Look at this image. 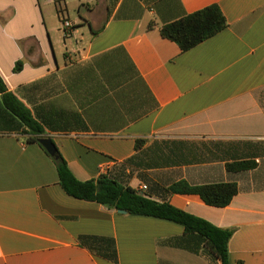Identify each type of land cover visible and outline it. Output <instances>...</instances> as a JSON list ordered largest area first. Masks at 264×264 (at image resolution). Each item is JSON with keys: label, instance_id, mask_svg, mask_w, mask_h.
<instances>
[{"label": "crops", "instance_id": "crops-1", "mask_svg": "<svg viewBox=\"0 0 264 264\" xmlns=\"http://www.w3.org/2000/svg\"><path fill=\"white\" fill-rule=\"evenodd\" d=\"M214 5L229 24L216 36L187 52L162 37ZM0 74L80 181L106 175L233 229L229 264H264V0H0ZM23 129L0 94V264H220L161 245L177 223L69 196ZM241 162L257 165L228 169ZM181 181L239 192L213 207L171 191Z\"/></svg>", "mask_w": 264, "mask_h": 264}, {"label": "trees", "instance_id": "trees-1", "mask_svg": "<svg viewBox=\"0 0 264 264\" xmlns=\"http://www.w3.org/2000/svg\"><path fill=\"white\" fill-rule=\"evenodd\" d=\"M228 26L222 10L219 6L214 5L164 25L161 28V35L179 45L183 52H187L224 31ZM21 66L22 63L19 62L15 70L20 71ZM0 94L6 109L21 122L24 128L23 134L28 136V141L38 142L39 139L43 138L45 135L43 126L35 119L32 111L9 90L1 74ZM142 143L139 141L136 147H141ZM51 158L57 167L60 185L69 196L97 202L111 210H123L130 215L152 217L177 223L184 227V236L163 240L161 245L185 250L196 255H205L220 264H229V242L235 232L233 229L216 227L209 221L169 203L158 202L142 195L137 190L106 175L96 180L80 181L71 171L68 162L59 149L57 155L51 156ZM256 165L255 162H241L228 165V169L242 171L252 169ZM171 191L179 194L198 195L207 205L223 208L231 204L238 194L239 188L235 183L191 186L187 182L181 181L175 183L171 187ZM82 240L85 244L90 241H98L92 237H83ZM100 242L107 244L103 256L116 261L115 243L107 239H102Z\"/></svg>", "mask_w": 264, "mask_h": 264}, {"label": "water", "instance_id": "water-1", "mask_svg": "<svg viewBox=\"0 0 264 264\" xmlns=\"http://www.w3.org/2000/svg\"><path fill=\"white\" fill-rule=\"evenodd\" d=\"M44 148L45 150L53 157H55L57 155L58 149L56 144L54 143V141L49 138V137H43L41 139H39L38 141ZM122 214H126V211L120 210L119 211Z\"/></svg>", "mask_w": 264, "mask_h": 264}, {"label": "built area", "instance_id": "built-area-1", "mask_svg": "<svg viewBox=\"0 0 264 264\" xmlns=\"http://www.w3.org/2000/svg\"><path fill=\"white\" fill-rule=\"evenodd\" d=\"M64 26L66 27V28H69V27H71V24H70V22H64ZM145 189H147V187L145 186V187H143V190H145Z\"/></svg>", "mask_w": 264, "mask_h": 264}]
</instances>
